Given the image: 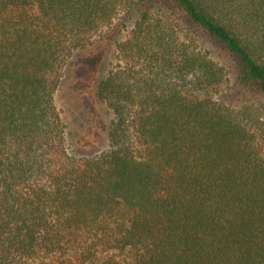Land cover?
I'll return each mask as SVG.
<instances>
[{
    "label": "trees",
    "instance_id": "trees-1",
    "mask_svg": "<svg viewBox=\"0 0 264 264\" xmlns=\"http://www.w3.org/2000/svg\"><path fill=\"white\" fill-rule=\"evenodd\" d=\"M116 21L107 146L74 156L53 94ZM207 38L264 94V0H0V264H264L262 109Z\"/></svg>",
    "mask_w": 264,
    "mask_h": 264
},
{
    "label": "rangeland",
    "instance_id": "rangeland-1",
    "mask_svg": "<svg viewBox=\"0 0 264 264\" xmlns=\"http://www.w3.org/2000/svg\"><path fill=\"white\" fill-rule=\"evenodd\" d=\"M114 22L111 27L94 37V42L83 50L72 53L61 69L60 81L53 94L54 103L66 126V144L69 154L91 156L107 146L106 128L111 112L94 95V86L110 67L114 42L121 40L128 28ZM203 47L209 56L224 66L227 86L217 95L229 105L254 103L261 107L264 122V94L249 81L241 80L233 58L225 47L214 39L207 38ZM264 153V143L262 145ZM75 259V254L70 255ZM120 258V257H118ZM124 258L131 260L127 251ZM76 261V260H75Z\"/></svg>",
    "mask_w": 264,
    "mask_h": 264
}]
</instances>
